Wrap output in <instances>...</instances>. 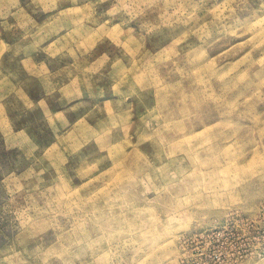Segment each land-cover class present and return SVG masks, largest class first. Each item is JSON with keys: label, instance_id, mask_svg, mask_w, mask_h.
<instances>
[{"label": "clouds", "instance_id": "9594fccd", "mask_svg": "<svg viewBox=\"0 0 264 264\" xmlns=\"http://www.w3.org/2000/svg\"><path fill=\"white\" fill-rule=\"evenodd\" d=\"M0 264H264V0H0Z\"/></svg>", "mask_w": 264, "mask_h": 264}]
</instances>
